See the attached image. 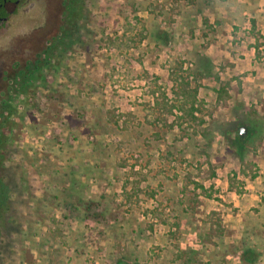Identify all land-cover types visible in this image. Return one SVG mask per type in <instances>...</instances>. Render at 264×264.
Segmentation results:
<instances>
[{"label":"trees","instance_id":"1","mask_svg":"<svg viewBox=\"0 0 264 264\" xmlns=\"http://www.w3.org/2000/svg\"><path fill=\"white\" fill-rule=\"evenodd\" d=\"M145 2L153 3L150 0ZM234 2L174 0L171 9H168L170 12L161 14L159 19L155 15L156 18L146 21L148 27L143 39L160 48L161 54L165 53L164 48H172V58L184 56L189 66L186 77L194 82L211 78L217 80L205 52L208 40L203 41L208 35L207 30L204 31L206 27L212 34L215 32L209 25L207 14H212L215 22L220 16L216 7ZM161 5L163 12L165 3ZM158 6L156 3V8ZM126 37L123 34L115 39L119 47L132 39L131 36ZM174 74L170 72L169 82L175 83L179 78ZM181 80L184 82L185 79ZM183 82L182 88L173 93V97L167 93L166 85L165 91H161L157 103H161L163 113H143V105L139 101L134 111H109L108 118L104 113H93L94 117L86 122L83 131L71 135L77 146L64 143L58 148L59 160L41 164L36 158L25 155L23 162L7 165V180L15 197L10 202L14 220L6 260L12 263L27 261L30 245L26 247V244L29 243L38 249L43 264H65L73 257L85 258L89 250L82 243V238L90 223L98 219L105 226H110L109 255L105 257L107 262L101 264H259V257L264 251V193L258 201H254L253 206L248 204L239 238L226 242L216 211L208 213L204 220L195 218V212L189 209V205L192 199L195 200L196 192L190 191L185 184L180 185L175 178L178 171L175 168L172 172L170 166L173 160L177 162V157L185 154H190L192 161L204 157L208 162L213 133H221L243 161L247 155L246 144L264 145V109L259 113L239 104L215 115L211 112L189 117L168 113L169 104L177 100V105L181 106L184 104L182 97H187L186 94L192 102L195 101L196 89L187 91L189 82ZM149 94L153 93L150 91ZM260 100L264 102V99ZM170 118L171 121H167ZM83 124L81 121L79 126ZM237 125H243L246 133L242 137L237 133L234 139H230V129H235ZM152 151L156 154H150ZM145 157L149 163L148 177L170 182L167 189L161 190L167 200L168 213L158 214L157 209L151 212L155 220H161L163 215L169 218L163 221L168 226L166 238L160 240H155L157 234L154 227H146L143 219L147 213L136 209V204L140 202L137 195L140 184L148 179L142 178L141 171L146 163ZM41 178H45L44 181H40ZM183 179L194 183L189 174ZM93 185L99 188V193H93ZM37 189L41 193L39 197L34 195ZM107 197L109 218L114 208L122 213L118 217L119 224L115 217L106 222ZM56 209L64 211L59 218L56 217ZM195 220L200 223L195 226L193 239H188L187 228ZM71 222L76 225L74 229ZM135 240H139L138 243L135 244ZM68 250H71L70 255Z\"/></svg>","mask_w":264,"mask_h":264},{"label":"rangeland","instance_id":"2","mask_svg":"<svg viewBox=\"0 0 264 264\" xmlns=\"http://www.w3.org/2000/svg\"><path fill=\"white\" fill-rule=\"evenodd\" d=\"M150 1L153 3L145 0H83L81 26L71 46L62 56L53 58L26 94L17 99V113L12 120L8 141L13 148L6 165L23 162L25 155L36 158L41 164L59 160L58 148L64 143L76 147L77 141L71 140V135L83 131L86 122L94 117L93 113H104L106 118L109 111L127 113L135 110L138 101L143 105V113H163L161 103H157L161 91L167 88V93L173 97V93L179 92L183 86L182 78L185 79L184 84L189 82L187 91L196 89V102L186 94L187 97H182L184 104L181 106L177 105V100L169 104L168 113L203 116L213 112L215 115L239 104L259 113L264 109V102L260 100L264 99V0H235L229 5L221 4L216 7L220 16L215 22L212 14H207L209 25L215 32L212 34L206 27L204 31L207 30L208 35L203 41L208 40L205 52L218 79L196 82L187 78L189 66L184 56L172 58V48H164L165 53L161 54L160 48L143 39L148 27L146 21L156 16L159 19L161 14L170 12L168 9L174 3V0ZM163 2L165 10L161 12ZM156 3L159 4L157 8ZM123 34L132 39L119 47L115 39ZM171 71L179 77L175 83L169 82ZM150 91L153 94L150 95ZM171 118L167 121L170 122ZM81 121L84 124L79 126ZM241 126L230 129V139L236 137ZM246 151L247 155L241 161L225 137L221 133H213L208 162L204 157L200 161H192L190 154H185L177 157V162L173 160L170 166L172 172L175 168L178 171L175 177L178 183L196 192L195 200L192 199L189 205V209L195 212V218L204 220L208 213L216 211L226 242L239 238L247 206H253L264 193V145L246 144ZM147 163L141 168L144 179L148 177ZM127 171L130 174L129 169ZM186 174L194 183L183 179ZM169 183L166 179L159 182L148 177L140 184L137 193L140 202L136 209L147 213L144 219L142 216L139 219L146 221V227L155 228V240L166 238L168 226L163 221L168 217L163 215L161 220H155L151 212L157 209L158 214L168 213L167 200L161 190L167 189ZM92 191L100 192L96 185L92 186ZM9 193L13 199V191ZM34 195L39 197L41 193L37 189ZM106 202V222L114 217L120 220L118 217L122 213L117 208L110 212L109 218V197ZM114 207L117 206L114 204ZM63 212L56 209V217L59 218ZM199 223L195 220L187 228L188 239H193L195 226ZM70 224L71 228L76 227L74 222ZM109 227L98 219L92 221L82 238L89 253L85 258L73 257L65 264L106 263ZM138 241L135 240V244ZM28 246L30 254L27 261L12 263L7 260L4 264H43L38 249L31 243L26 244ZM71 250H68L69 255ZM259 264H264V251Z\"/></svg>","mask_w":264,"mask_h":264},{"label":"flooded vegetation","instance_id":"3","mask_svg":"<svg viewBox=\"0 0 264 264\" xmlns=\"http://www.w3.org/2000/svg\"><path fill=\"white\" fill-rule=\"evenodd\" d=\"M83 0H15L0 16V264L7 258L14 209L6 159L18 97H23L53 58L62 56L79 31Z\"/></svg>","mask_w":264,"mask_h":264},{"label":"water","instance_id":"4","mask_svg":"<svg viewBox=\"0 0 264 264\" xmlns=\"http://www.w3.org/2000/svg\"><path fill=\"white\" fill-rule=\"evenodd\" d=\"M8 1H15V0H0V16H1V11L4 8V4ZM245 133H246L245 127L243 126L239 127V132H238L239 136L242 137Z\"/></svg>","mask_w":264,"mask_h":264}]
</instances>
